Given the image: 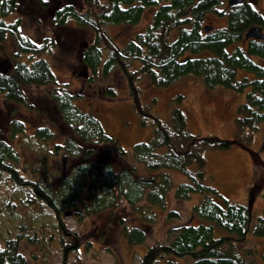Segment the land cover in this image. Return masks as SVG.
Listing matches in <instances>:
<instances>
[{"label":"trees","instance_id":"16d2710c","mask_svg":"<svg viewBox=\"0 0 264 264\" xmlns=\"http://www.w3.org/2000/svg\"><path fill=\"white\" fill-rule=\"evenodd\" d=\"M82 2L79 10L68 3L55 8L53 19L56 24L72 20L91 29L92 39L80 48L87 82L94 81L96 73L105 76L115 68L123 72L131 108L137 111L139 121L152 122L149 136L132 142L130 157L152 174L139 175L134 165L126 163L125 149L105 132L94 110L77 105L47 60L35 56L47 49L49 42L39 43L22 35L17 27L18 17L5 19L16 10L17 0H0V40L11 34L16 44L13 60L7 58L2 65L0 57V97L6 104L17 102L34 109L36 106L22 85H50L38 99L50 109L37 108L63 136L52 139L56 133L46 123L33 126L26 133L21 118L11 115L5 119L0 129V207L7 211L15 204L40 201L56 218L67 209L77 220L104 210L106 224L111 217L116 219L125 242L134 244L144 240L147 224L153 223L158 210L166 206L169 189L177 200L196 193L198 198L188 211L195 222H182L173 228L168 240L147 244L135 264H183L181 258L185 255L190 264H262L245 259L241 244L250 234L264 236V216L244 202L228 200L201 180L203 151L229 148L232 139L190 132L177 106L170 107L168 117L160 119L152 110L155 96L139 101L135 85L142 75L151 85L164 87L191 74L210 87L220 84L244 91L243 99L235 105L233 122L235 139L246 144L256 123L264 120V35L254 38L244 37L243 33L252 24L264 31L261 12L248 0L232 5H227L226 0ZM149 7L152 10L144 25L122 43H115L106 33V25L138 22ZM207 12L224 16V24L203 30L202 20ZM21 54L27 57L21 59ZM238 70L240 74L236 76ZM104 93L113 96L115 91L106 87ZM180 96L177 94L176 98ZM17 137L22 138L19 142H37L40 157L54 156L62 164L49 176L41 170L32 177L22 175L20 154L12 142ZM170 169L185 178L174 183ZM30 170L35 171L36 165ZM126 211L136 215L129 225L123 220ZM177 215L174 209L166 211L167 218ZM4 222L0 218V226ZM57 225L60 242L65 238L64 249L79 243L77 235L66 230L59 218ZM14 227L15 234L4 236L0 243V264H28L19 251V240L25 237L34 241V234L24 232L26 224L22 220Z\"/></svg>","mask_w":264,"mask_h":264},{"label":"rangeland","instance_id":"374dc122","mask_svg":"<svg viewBox=\"0 0 264 264\" xmlns=\"http://www.w3.org/2000/svg\"><path fill=\"white\" fill-rule=\"evenodd\" d=\"M248 1L264 17V0ZM67 3L78 10L83 5L82 0H17L16 10L7 14L5 19L13 20L18 17L17 27L22 35L39 43L45 40L49 42L47 49L34 55L47 60L57 80L64 82L65 89L71 91L77 105L94 110L105 132L125 149L126 163L134 165L137 174L149 176L152 173L144 170L140 163L130 157V147L133 141L144 140L149 136L152 122L148 119L139 121L137 111L131 108L127 82L119 68L111 70L105 76L96 73L94 81L85 80L83 71L87 70L80 60V48L92 39V31L88 26L75 24L72 20H67L64 24L55 23L54 9ZM151 10V7L147 8L145 14L134 24H109L105 31L115 43L120 44L144 25ZM224 22V16L214 12L205 13L202 20L203 24L211 26L222 25ZM15 48L11 34L0 40L2 65L7 58L14 59ZM19 57L23 59L27 55L21 54ZM239 74L238 70L236 76ZM135 85L139 101L155 96L152 110L160 119L167 118L170 107L177 106L182 112L184 125L190 132L232 139L229 148L203 151L201 180L212 185L221 196L244 202L253 212L264 216V120L256 123L246 144L240 143L234 136L235 105L243 99L244 91H233L220 84L210 87L191 74L180 76L164 87L151 85L142 75L135 80ZM49 87L48 84L22 85L29 101L36 106L34 109L17 102L6 104L0 97V129L4 127L5 119L14 115L23 121L24 132L30 133L33 126L46 123L56 133L52 139H62L57 128L37 108L50 109V106L41 104L42 101L38 100L42 99ZM106 87H113L115 94H105ZM177 94L181 96L176 98ZM44 109L42 110L46 111ZM20 140L22 138L17 137L12 142L20 154L22 175L32 177L41 170L45 176H49L53 174L54 168L62 164L54 156L40 157V145L37 142H19ZM34 165L36 170H30ZM168 172L174 183L185 178L175 170L170 169ZM3 194L2 191L1 196ZM197 198V194L192 193L188 199L177 200L172 197L169 189L166 206L158 210L159 216L153 223L147 224L144 240L134 244L125 242L116 219L111 217L109 224H106L104 210L87 214L81 220H77L71 212L67 215L60 213L58 218L63 227L73 231L79 240L74 247L64 249L62 243L65 238L63 236L60 242L58 218L50 209L40 201L24 205L13 197L19 203L18 206L12 205L10 209H5L7 211L0 207V218L5 221V228L0 226V243L4 236L15 234L14 225L22 220L26 224L24 232L34 234V241H27L25 237L19 240V251L26 257L28 264H135L147 244L155 240H168L173 228L182 222H195L188 211L190 204ZM168 209H174L178 215L167 218ZM123 217L125 224L129 225L134 222L136 215L126 211ZM241 247L245 250V259L252 258L264 264V236L250 234ZM181 261L183 264H190V258L186 255Z\"/></svg>","mask_w":264,"mask_h":264},{"label":"water","instance_id":"95a60500","mask_svg":"<svg viewBox=\"0 0 264 264\" xmlns=\"http://www.w3.org/2000/svg\"><path fill=\"white\" fill-rule=\"evenodd\" d=\"M242 0H226L227 5H232L234 3L240 2ZM210 24H204L202 29L206 30L208 29ZM244 37H254V38H261L264 35V31L261 29V27L257 24L249 25L245 31H244ZM69 210L65 209L63 210V214L67 215L69 214Z\"/></svg>","mask_w":264,"mask_h":264},{"label":"bare ground","instance_id":"6f19581e","mask_svg":"<svg viewBox=\"0 0 264 264\" xmlns=\"http://www.w3.org/2000/svg\"><path fill=\"white\" fill-rule=\"evenodd\" d=\"M211 28V27H210Z\"/></svg>","mask_w":264,"mask_h":264}]
</instances>
